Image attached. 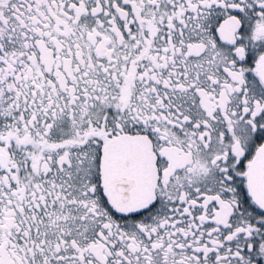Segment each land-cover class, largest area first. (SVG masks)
<instances>
[{
    "label": "snow or ice",
    "instance_id": "1",
    "mask_svg": "<svg viewBox=\"0 0 264 264\" xmlns=\"http://www.w3.org/2000/svg\"><path fill=\"white\" fill-rule=\"evenodd\" d=\"M0 264H264V0H0Z\"/></svg>",
    "mask_w": 264,
    "mask_h": 264
}]
</instances>
